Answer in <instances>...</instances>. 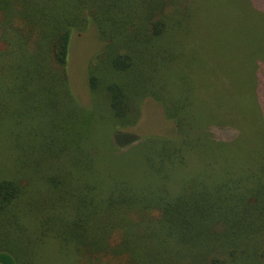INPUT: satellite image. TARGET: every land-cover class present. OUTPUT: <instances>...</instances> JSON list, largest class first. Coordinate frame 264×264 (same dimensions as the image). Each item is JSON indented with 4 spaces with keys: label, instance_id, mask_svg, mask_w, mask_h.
<instances>
[{
    "label": "trees",
    "instance_id": "1",
    "mask_svg": "<svg viewBox=\"0 0 264 264\" xmlns=\"http://www.w3.org/2000/svg\"><path fill=\"white\" fill-rule=\"evenodd\" d=\"M215 5L0 0V264H264V0Z\"/></svg>",
    "mask_w": 264,
    "mask_h": 264
},
{
    "label": "rangeland",
    "instance_id": "2",
    "mask_svg": "<svg viewBox=\"0 0 264 264\" xmlns=\"http://www.w3.org/2000/svg\"><path fill=\"white\" fill-rule=\"evenodd\" d=\"M216 2H217V0H199V1L198 0H194V7H193L194 15H196V16L200 15V18H199L200 25L201 26H205L206 25V27L210 28L211 30L213 29V25L216 26L218 24V22H216L215 18L213 17V15L211 13V11H213V8H215V6H216L215 5ZM231 2H232V0H231ZM228 25H229V21H227V20H224L221 23L219 21V28H220L221 32H226ZM201 26H199V27H201ZM201 31H204V29L202 27H201ZM190 35L192 36V39L194 40V43H196L197 37H196L195 32L191 33ZM198 36L201 37V34H199ZM89 40H90L89 38L84 40V49H85V53L87 55L89 54V52L91 50L90 47H89V43H90ZM218 47L221 49L220 46H218ZM253 54H254L253 51H249L247 53L249 61H250V58L253 56ZM83 59H84V56H81V63H82ZM230 62H232L231 59H230ZM236 70H237V65H236ZM231 72H233V70H231ZM79 73H80V77H78ZM81 75H82V67H81L80 71L77 72V77H78L77 79L82 85L83 84V79L81 78ZM239 88H240V85H238L237 83H233L224 92L225 96L222 97V100L224 101L223 103L224 104L228 103V105L232 106V107H234L235 104H236L237 107L245 104L244 99L238 93ZM211 94H213L212 97H211V100L212 101H216V96L215 95H217V93L215 91H212ZM234 102H235V104H234ZM222 111L225 112V113L227 112V111H224V110H222ZM145 119H146L145 122L148 121V123H151V125H153V126L154 125H159V123H163L162 118H161L159 112L157 111V109L154 106H151V105H148V104L143 105V108H142V120L144 121ZM157 122H159V123H157ZM145 124H147V123H145ZM6 172H7V170H4L2 175L5 174ZM45 250L46 249L41 250L38 253V255L42 256V253L45 252Z\"/></svg>",
    "mask_w": 264,
    "mask_h": 264
}]
</instances>
